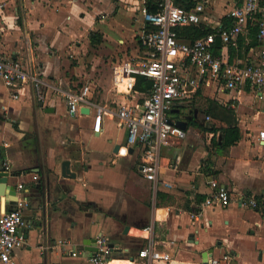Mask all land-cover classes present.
<instances>
[{
	"label": "crops",
	"instance_id": "crops-1",
	"mask_svg": "<svg viewBox=\"0 0 264 264\" xmlns=\"http://www.w3.org/2000/svg\"><path fill=\"white\" fill-rule=\"evenodd\" d=\"M243 2L208 0L202 24H221ZM144 9L146 0H7L0 13V55L43 82L39 99L34 85L13 90L0 79V164L15 187L0 211L7 202L25 204L26 244L12 252L13 264H88L97 237L111 246V264H141L148 226L158 242L153 264H264V97L203 84L176 102L168 119L187 127L161 149L159 181L168 187L156 189L139 172L142 148L127 146L126 130L107 114L148 98L134 90L133 77L143 56ZM249 43L248 32L239 55L256 62L259 44ZM93 46L106 54L84 65ZM80 80L88 83V103L72 112L65 94L82 89L73 90ZM232 123L239 140L223 147L220 131ZM65 161L74 178L61 175ZM210 181L226 189L228 205L204 204Z\"/></svg>",
	"mask_w": 264,
	"mask_h": 264
},
{
	"label": "built area",
	"instance_id": "built-area-1",
	"mask_svg": "<svg viewBox=\"0 0 264 264\" xmlns=\"http://www.w3.org/2000/svg\"><path fill=\"white\" fill-rule=\"evenodd\" d=\"M178 0H160L157 11L142 10L146 31L139 35L143 47V56L137 65L136 74L151 81L148 98L142 105H122L114 112H107L118 120L120 127L126 130L127 146H139L142 154L139 172L156 189L161 183L160 153L173 139H182L184 132L169 123L167 114L174 104L191 98L201 85L215 84L226 91L248 87L255 95L264 97V0H244L239 6L230 9L225 17L232 21L228 28L221 24L209 26L212 30L206 36L187 43L177 36V29L202 24V16L207 9L208 0H193L194 6L188 10L177 4ZM7 5V0H0V13ZM255 28V38L259 44V59L256 62L245 61L235 56L228 62L222 54L215 55L213 46L218 39L222 50L231 47L239 50V40ZM4 32L0 26V39ZM221 50V51H222ZM0 79L4 85L16 90L22 85L32 84L40 90L43 82L31 70H25L17 61L4 59L0 55ZM88 88L83 87L76 93H66V107L72 111L87 104ZM17 99V95H13ZM101 115H97L100 121ZM98 130V129H97ZM259 140L264 141V131L259 132ZM213 190L205 205L226 206L230 196L226 189L210 181ZM248 205L258 207V201L249 198ZM24 201L17 200L12 209L0 211V264H13L11 254L26 244L24 233ZM149 235L146 245L137 256L141 264H153L155 247L158 242L152 236V226L144 229ZM112 251L102 237L95 241V251L88 256V264H111ZM70 255L77 256L76 252ZM211 264H219L212 260Z\"/></svg>",
	"mask_w": 264,
	"mask_h": 264
},
{
	"label": "trees",
	"instance_id": "trees-1",
	"mask_svg": "<svg viewBox=\"0 0 264 264\" xmlns=\"http://www.w3.org/2000/svg\"><path fill=\"white\" fill-rule=\"evenodd\" d=\"M160 0H146V9L149 12L155 13L157 11V6L159 4ZM177 4L181 6L182 8L188 10L192 8L195 4L193 0H178ZM232 24V21L227 19L226 17H223L221 19V27L222 28H228ZM212 32V30L209 28V26H205L203 24L198 25H190L186 27H182L177 29V36L181 41L187 42V43H193L194 41L206 36ZM255 28H250L249 30V37H250V43L247 49L249 47L256 46L257 40L255 38ZM241 38L239 40V45L241 46ZM241 47H239V50L236 52L231 47H227L225 49L226 56L224 57L228 62H230L236 55L241 58L239 55ZM222 50L221 42L217 39L214 46H213V53L215 55H220ZM135 78V85L134 90L142 93H149L151 89V81L142 75H134ZM225 112L220 113L222 116L225 115L226 118H231L232 113L229 110L224 109ZM232 126L227 127L225 129H221L222 134V146H230L235 144L239 140V129L237 126L232 123ZM217 144V143H214Z\"/></svg>",
	"mask_w": 264,
	"mask_h": 264
},
{
	"label": "water",
	"instance_id": "water-1",
	"mask_svg": "<svg viewBox=\"0 0 264 264\" xmlns=\"http://www.w3.org/2000/svg\"><path fill=\"white\" fill-rule=\"evenodd\" d=\"M86 112V110L81 109V113ZM169 123L173 124L174 126L180 128L181 130H186L187 127V123L185 122V120H178L175 123H173L171 120H168ZM222 140V134H220L219 136V141ZM61 175L63 177H68V178H74V174H72L69 170V163L67 161L62 163L61 166ZM10 173L7 171V169L5 168V166L0 164V203H1V198L2 197H6L11 196L14 194L15 192V187L14 186H10L8 185V178L10 177ZM16 202V201H15ZM15 202H7V206L11 205L10 208H8L7 210L12 209V207H14ZM127 229H125L126 231ZM210 252V251H209ZM210 258V256H209ZM234 264V263H232Z\"/></svg>",
	"mask_w": 264,
	"mask_h": 264
},
{
	"label": "rangeland",
	"instance_id": "rangeland-1",
	"mask_svg": "<svg viewBox=\"0 0 264 264\" xmlns=\"http://www.w3.org/2000/svg\"><path fill=\"white\" fill-rule=\"evenodd\" d=\"M138 24H134V29H136V26H137ZM117 45V44H116ZM106 47V46H105ZM117 47H118V45H117ZM95 47L93 46L92 47V49L90 48V49H88V54H90V56L89 57H84L82 60H83V62H84V65H89V63H90V61H91V58H92V62H100L99 60H102V58L105 56V54H106V51L104 50V48L102 47V48H100V49H96V50H93ZM107 48V47H106ZM86 52V51H85ZM120 52H124V50L123 51H120ZM93 56H95V58L93 57ZM87 58V59H86ZM98 71H99V74H100V69H102V67H101V65H99V67H97L96 68ZM88 83H87V81L86 80H80L79 82H77V84H75V86H74V88H73V90H78L79 88H82L83 86H85V85H87ZM95 92H96V90H95ZM94 92V97L95 98H97L98 99V97H96L97 96V94Z\"/></svg>",
	"mask_w": 264,
	"mask_h": 264
}]
</instances>
